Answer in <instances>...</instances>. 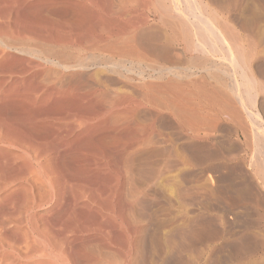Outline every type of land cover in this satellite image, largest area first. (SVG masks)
Returning <instances> with one entry per match:
<instances>
[{"label":"bare ground","instance_id":"obj_1","mask_svg":"<svg viewBox=\"0 0 264 264\" xmlns=\"http://www.w3.org/2000/svg\"><path fill=\"white\" fill-rule=\"evenodd\" d=\"M261 3L0 0V264H193L180 182L211 202L264 139Z\"/></svg>","mask_w":264,"mask_h":264},{"label":"rangeland","instance_id":"obj_2","mask_svg":"<svg viewBox=\"0 0 264 264\" xmlns=\"http://www.w3.org/2000/svg\"><path fill=\"white\" fill-rule=\"evenodd\" d=\"M105 5L107 6V4H105ZM113 5L114 4H108L109 7H113ZM259 5H261L263 7V9H264V3H261ZM262 64L264 66V62H262L261 65ZM123 74L125 75V72ZM110 93H113L111 95L115 96L117 92H116V90H115V92H114V90H111ZM155 126H157L156 122L152 126V128L154 127L153 129L156 130ZM164 132L162 133V134L165 135V136L163 135L164 138L165 137L166 138L167 137H169V138L171 137V139H172V134H171V132L169 130L166 131L165 133ZM258 139H259V141L261 139L262 142L253 143L251 145L253 148L251 146H250L249 150H247V148H245V151L243 153L239 154V155H237L236 153L231 151L230 158H235L234 160L231 161V163L233 164L237 160L240 161L241 158H242L241 160L244 159L243 161L245 163L246 170L243 171V172L244 173L248 172L247 173L248 176H246L243 172H242L243 174H241V172H238L240 174V176H239L238 173L234 174V176L233 175H228V177H226L225 180L227 181V183H230L229 186L226 183V181L224 180L222 182V185L227 187V188H225V187L223 188V186H222L221 189H220V194L218 195L219 192L216 193L217 195L215 194V196H213L214 199H212L211 202L210 201L207 202L206 198H205L206 200L203 197L199 198L201 196L199 195L200 193H198L197 190L189 189V185H185L184 181H181L182 183L180 182V184L182 186H184L186 188V190L188 189L187 191L185 190V193L190 195V197H192L191 200L187 201V203L189 205L186 207V210H185L186 214L187 213L189 214V215L187 214L188 218H190V219L192 218L191 219V224L186 228V230L184 231L185 233L183 232V236L185 235V238L186 239L188 238V239H187V243H185V245L183 244L184 246L180 245V246L184 247V248L180 247V249H182V250L185 249L187 251L189 249V252L192 253V254L191 253H189V254L192 255V259L194 260L193 264H225V263H227V264L228 263L229 264H239V263H241V261L243 260L242 257L235 256L234 253L239 249L238 247H241V245L243 246V245L247 244L249 242V240L246 239V238L245 239L241 238V239H239L237 241L239 243L238 245H237V243H234L233 245L230 244V246H229V244H227L229 246V248L233 247V249H234V247H235L234 251H233V249H231L232 252H233L232 253L231 250L228 248V246L224 244V241L227 239L228 234H229L228 231H227L226 225H225L226 224L225 221H224L225 219H227L229 221L236 220L237 224H238V231L240 230L241 232H243L245 234L249 233L250 235H252L253 237L258 238V239L260 238V235H264V206H263L264 205L263 204V199H264V177H263L264 176V174H263L264 173V165H263L264 164V161H263L264 160V139H263V137H261V138L258 137ZM208 141L211 144H212V142L214 143V144L211 145V146H213V148H215V147L217 148L219 146L213 140H208ZM257 143L259 144L258 146H257ZM253 145L256 146V147H254ZM255 148H257V149H255ZM217 149H221V147L219 146ZM252 151L253 152L255 151L254 152L255 155H254V153ZM209 152H211V154H209L210 155L209 156L210 157L209 160H211L212 159L211 156L213 154H212L211 150H209ZM243 156H245V157L243 158ZM249 159L254 161V162H256V163H254V165H256V166H254L253 162H250ZM254 159L257 160V161H255ZM195 163H196V166H194ZM209 163L213 164L214 162L213 161H209ZM192 164H193V166H192ZM192 164H191V166L193 168L194 167L197 168L198 166L199 167H205V165H207V164H203L202 162H199V161H193ZM259 164H260V166H259ZM262 166H263V170H262ZM261 170L263 172L262 173L263 175L261 174V176H260ZM252 171L255 172V173L253 174ZM258 173H259V175H258ZM235 175H237V177L239 176V179L237 177H235ZM242 175L243 176L245 175L244 176L245 178L242 177ZM255 175H256V177H255ZM257 175L260 176L261 178L259 179V177ZM231 176L234 179H232ZM262 178H263V180H262ZM224 182L227 184V186H226V184ZM251 185H253V186H251ZM243 188L245 189V191H243L244 190ZM193 192H194V194H193ZM197 196H199V197L196 198ZM191 201L194 202V203L192 204ZM174 204H175V202H174ZM222 205H223V207L226 205V210H225V208L221 207ZM175 207H176V204H175ZM219 207L222 208V209H218ZM232 215H234V216L236 215V216L234 217ZM204 216L206 217V219H205ZM208 216H210V218ZM202 217H204V218H202ZM214 218L218 219L217 222L219 224L218 223L217 224L219 226H217V225L214 226V223H215L214 220H217V219H214ZM221 218H223V219H221ZM209 222L212 225H209ZM207 223H208V225H207ZM201 224L203 226H205V227H201ZM239 224H242V225L240 226ZM218 227H219V229H218ZM201 229L202 230L204 229V231H200ZM186 231H188V232H186ZM193 237H195L194 238L195 239L194 242L189 240L190 238H193ZM197 237H198V239H197ZM258 239H256L255 243L258 244L257 247H259L258 248L259 251L257 252V254H255V256H254L255 258L253 256H251L250 258L246 257V260L244 259L243 262L248 261V260H252L253 258L256 260V258H258V257L260 258L261 256L264 257V251H263L264 250V242H262L263 243L262 244ZM198 240H199V242H198ZM189 241L191 243H189ZM188 243L191 244V246ZM235 244H236V246H235ZM220 246H222L223 248L221 249ZM213 248H216L215 252H218L217 248H219V251L224 250L225 248H227V249L224 250L225 252L222 251L223 254H221V253L216 254V253H212ZM236 248H237V250H236ZM226 250H230V251H226ZM226 252H228L229 254L226 253ZM222 255H224L223 256L224 258L222 257ZM199 256H201V257H199ZM229 257H231V258H229ZM239 259H240V261H239ZM230 261L231 262L233 261V262L231 263ZM222 262H224V263H222Z\"/></svg>","mask_w":264,"mask_h":264}]
</instances>
